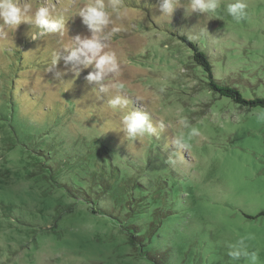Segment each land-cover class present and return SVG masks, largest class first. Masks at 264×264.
<instances>
[{
  "label": "rangeland",
  "instance_id": "rangeland-1",
  "mask_svg": "<svg viewBox=\"0 0 264 264\" xmlns=\"http://www.w3.org/2000/svg\"><path fill=\"white\" fill-rule=\"evenodd\" d=\"M28 2L55 7L67 32L32 39L38 30L21 22L0 39V264H247L227 254L242 236L251 237L249 250L264 264V215L256 216L264 209V107H241L203 87L192 49L171 34L198 44L214 77L245 99L264 97V0H247L248 18L240 23L223 7L218 19L189 14L188 0L170 18L159 0H124L127 15L116 21L123 30L110 49L122 61L129 109L166 125L159 137L134 144L125 138L122 113L107 107L115 93L96 99L99 86L85 79L91 68L75 76L61 59V77L47 71L56 51L67 55L63 44L91 36L75 14L88 0ZM89 110L95 123L84 117ZM181 117L200 135L174 150ZM89 126L94 141L83 135ZM107 154L135 181L133 194L112 187L115 207L123 216L130 208L149 210L142 219L156 225L142 245L126 241L113 211L90 209L98 203L91 173L98 175Z\"/></svg>",
  "mask_w": 264,
  "mask_h": 264
},
{
  "label": "clouds",
  "instance_id": "clouds-1",
  "mask_svg": "<svg viewBox=\"0 0 264 264\" xmlns=\"http://www.w3.org/2000/svg\"><path fill=\"white\" fill-rule=\"evenodd\" d=\"M183 0H159L161 15L171 17L174 10L181 5ZM51 0H49V4ZM184 4V3H183ZM185 6V5H184ZM189 14L197 13L207 18H219L218 13L222 7L227 15L236 23L248 18L249 4L247 0H231L226 5L221 0H188ZM188 10V9H186ZM81 18L82 23L91 32L90 37L81 38L77 35L63 49L67 55H61L59 51L53 54V58L47 71L53 72L56 77L63 73L56 69L58 61L63 59L65 65H70V71L78 76L84 69L91 68L85 77L88 82H95L98 86L97 100L102 99L99 93H115L107 101V107L115 112H121L122 130L126 140L139 141L145 136L159 137L166 128L161 121L154 122L151 114L144 110H130L132 101L124 94L126 85L121 81L122 61L116 51L110 49L113 36L122 31V25L116 23L127 15L124 0H88L75 12ZM34 25L38 30L31 35L32 39L47 34H57L60 37L66 35L65 17L58 14L55 7L47 5L33 6L28 0H0V39H6L8 31L12 32L21 23ZM204 31L208 32L206 24ZM159 91L163 93L165 87ZM259 119L264 120V113L259 114ZM181 130L172 141L175 149H186L189 142L200 135L199 129L192 126L186 117L179 119ZM251 237L242 236L234 243L228 245V256L233 260L244 259L247 264H259V253L249 250L247 240Z\"/></svg>",
  "mask_w": 264,
  "mask_h": 264
},
{
  "label": "trees",
  "instance_id": "trees-1",
  "mask_svg": "<svg viewBox=\"0 0 264 264\" xmlns=\"http://www.w3.org/2000/svg\"><path fill=\"white\" fill-rule=\"evenodd\" d=\"M171 34L178 41L183 42L189 48L192 49L191 59L197 66L200 67L203 73L202 74L203 78L200 79L203 87L205 86L208 90L212 91L214 94H217L218 96L228 97L232 99L235 103L239 104L241 107L246 106L247 108H250V107H255L258 105L264 107V97H255L252 99H245L236 87L230 86L216 79L213 75L212 64L208 58L207 53L198 44L192 42L183 34H179L177 32H174ZM204 76H205V79H204ZM12 100H14V103H18V101H16L17 99L15 96L11 97V101ZM79 111L81 110H75V113L78 112L79 114ZM90 111L91 110L86 112L84 116L86 117V119H89V120L90 118L88 117V115H91L92 118H95L94 117L95 115L93 116L92 115L93 113H90ZM29 115H31V113H29ZM90 121L95 123L94 121H92V119ZM87 130L88 132L87 133L83 132V135L85 134L91 135L90 140L94 141L95 135L92 134L94 129H92L89 126ZM81 133L82 132H80V134ZM97 146L101 150H104V151L107 150V146L105 143H101L100 145H97ZM107 156H108V162H106V164L99 163L98 166L96 167L98 175H96V173H93V172L91 173V178L93 179L94 182L90 184V187L92 188L90 189V191L92 195H93V191H95V193L98 196V203L95 206L96 207L95 208L94 203L92 202L93 206L90 209L93 213H96L97 211H102V213H106V212H109L108 209L113 211V213H115L116 215L113 216L112 214H110L111 212H109L108 214L114 220H117L116 218L118 217L119 220H117V222L120 224V229H122V231L124 230L127 233L126 241L134 245L135 247H136V242H140L142 245L143 241H145L146 239H150L151 235H154L156 225L151 220L146 221L142 219V217L144 216L145 218L148 217L149 210L148 212L145 213V212L140 211V209L136 210V209L130 208L129 212H127V214L123 216L121 214L122 206H120L119 208L117 206L115 207L114 200H113L114 203L112 202V193H111L112 187L114 188V186H117L118 184H120L124 190H127L128 195L133 194V192L130 191V188L135 181L127 175L126 171L121 172L120 167H118V165L112 161V158L108 154ZM108 166H110V170H111L110 174H107ZM115 172H117L118 174L117 177H116ZM80 190H83L82 186L80 187ZM86 199L88 202H90L88 195ZM132 199L136 200V197L132 195ZM157 210L158 209H156V211ZM263 215H264V209L260 210L256 216H263ZM142 226H145V228L147 229V232L145 231L144 233L142 231Z\"/></svg>",
  "mask_w": 264,
  "mask_h": 264
}]
</instances>
